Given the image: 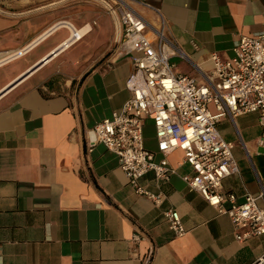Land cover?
Here are the masks:
<instances>
[{
    "label": "crops",
    "instance_id": "obj_1",
    "mask_svg": "<svg viewBox=\"0 0 264 264\" xmlns=\"http://www.w3.org/2000/svg\"><path fill=\"white\" fill-rule=\"evenodd\" d=\"M122 1L163 27L176 46L174 73L199 82L212 53L228 59L239 36L264 31V0ZM120 35L112 15L82 0H0V264H252L264 238L235 239L229 216L182 181L192 168L180 150L167 155L177 174L160 186L159 205L135 193L116 154L102 144L86 150L85 130L130 96L132 61L118 49ZM100 52L108 54L101 61ZM217 128L239 168L223 193L238 202L250 193L264 206L257 114L222 117ZM144 144L162 157L156 143ZM141 183L158 191L151 171ZM167 208L179 212L183 235L169 229Z\"/></svg>",
    "mask_w": 264,
    "mask_h": 264
},
{
    "label": "built area",
    "instance_id": "obj_2",
    "mask_svg": "<svg viewBox=\"0 0 264 264\" xmlns=\"http://www.w3.org/2000/svg\"><path fill=\"white\" fill-rule=\"evenodd\" d=\"M105 4L121 28L118 49L131 57L132 72L125 82L130 96L119 109L85 130L86 150L102 144L116 154L135 193L155 205L165 197L160 186L177 174L167 155L180 150L182 161L192 168L191 174L180 175L182 181L219 213L229 216L238 230L235 239L264 238V206L257 204V197L246 193L238 202L233 193L222 191L223 179L238 173L239 168L232 154L233 143L217 128L222 117L234 121L239 115L256 113L261 128L258 146L264 154V31L239 36L228 59L212 53L210 75L199 82L174 73L169 59L176 46L162 26L150 27L122 0ZM147 119L152 122L156 146L162 154L159 159L144 144ZM150 171L158 187L156 192L141 183ZM163 217L176 236L186 232L175 208L165 209ZM132 239L138 240L139 234H133ZM252 264H264V252Z\"/></svg>",
    "mask_w": 264,
    "mask_h": 264
},
{
    "label": "rangeland",
    "instance_id": "obj_3",
    "mask_svg": "<svg viewBox=\"0 0 264 264\" xmlns=\"http://www.w3.org/2000/svg\"><path fill=\"white\" fill-rule=\"evenodd\" d=\"M85 2V4H89V3H92V4H95L96 6H98L99 8V12H103L105 14H108L111 16L109 10H108V7L106 6L105 2H108V3H113V0H82ZM86 9V8H85ZM91 26L90 23H85L81 28L80 30H84V34H85V30H86V27H89ZM70 27V26H69ZM71 28V27H70ZM69 28V29H70ZM70 32H71V29H70ZM90 32V31H89ZM83 35V34H82ZM82 37V36H81ZM74 42V41H73ZM73 42H71L70 44H72ZM70 44H68L66 47H64L62 50H64L65 48H67ZM118 45V44H117ZM117 45L115 46V48L117 47ZM115 48L113 49V51L115 50ZM68 49V48H67ZM61 50V51H62ZM66 50V49H65ZM110 53V52H109ZM108 54L105 53V52H100L99 53V61L103 60ZM144 138L146 140V143L149 147H154L155 146V137H154V128L152 126V122L151 120L147 119L145 120V130H144Z\"/></svg>",
    "mask_w": 264,
    "mask_h": 264
},
{
    "label": "bare ground",
    "instance_id": "obj_4",
    "mask_svg": "<svg viewBox=\"0 0 264 264\" xmlns=\"http://www.w3.org/2000/svg\"><path fill=\"white\" fill-rule=\"evenodd\" d=\"M78 29H75V34H74V36H73V39H75L76 37H78V36H80V32H81V34H84V30H79V31H77ZM86 34V33H85ZM71 40V39H70ZM77 40H79V38L78 39H76L75 41H77ZM74 41V42H75ZM64 43H66L65 41H63ZM68 42V41H67ZM69 42H71V41H69ZM62 45V44H61ZM71 45V44H70ZM69 45V46H70ZM69 46L67 47V48H69ZM62 47V46H61ZM67 48H65V49H67ZM64 49V50H65ZM57 50H60V47L57 49ZM64 50H62V51H64ZM55 52V51H54ZM53 52V54H51V55H49L48 57H46L43 61H42V63L43 62H47V61H49L53 56H56L59 52H61V51H58V52H56V53H54ZM51 56V57H50ZM5 57V56H4ZM6 61V60H5ZM3 63V62H2ZM17 79V78H16ZM19 83V82H18ZM10 84V83H9ZM6 90V89H5ZM10 90V89H9ZM3 95V94H2Z\"/></svg>",
    "mask_w": 264,
    "mask_h": 264
},
{
    "label": "water",
    "instance_id": "obj_5",
    "mask_svg": "<svg viewBox=\"0 0 264 264\" xmlns=\"http://www.w3.org/2000/svg\"><path fill=\"white\" fill-rule=\"evenodd\" d=\"M32 70H29L27 73H26V75L28 74V73H30ZM25 75V74H24ZM24 76H22V78H23Z\"/></svg>",
    "mask_w": 264,
    "mask_h": 264
}]
</instances>
